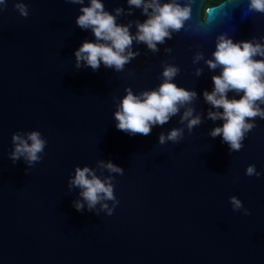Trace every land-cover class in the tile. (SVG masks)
Segmentation results:
<instances>
[{
    "label": "water",
    "instance_id": "obj_1",
    "mask_svg": "<svg viewBox=\"0 0 264 264\" xmlns=\"http://www.w3.org/2000/svg\"><path fill=\"white\" fill-rule=\"evenodd\" d=\"M205 1L192 0L185 29L157 45L158 52L133 41L140 54L116 72L102 64L96 71L76 68L74 51L94 40L75 24L81 5L22 0L29 12L22 17L18 0H6L0 11V264H264V119L256 118L243 148L230 153L220 136L209 135L223 122L207 119L212 109L202 96L220 71L205 64L216 35L227 33L234 43L259 40L264 13L247 12L248 0L207 7ZM102 2L109 12L129 7L126 0ZM131 11L117 23L132 22L135 34V22L146 17ZM196 52L204 59L194 64ZM165 63L179 67L178 87L197 93L189 106L203 122L191 134L185 128L180 142L160 145V133L184 127L179 116L143 136L118 130L113 112L125 88L155 89ZM33 130L47 141L41 161L31 168L22 158L13 163L12 134ZM99 160L123 175L98 168ZM250 164L259 177L245 175ZM77 166L114 176L112 215L99 204L75 209L80 189L70 190L68 182ZM232 196L249 215L233 211Z\"/></svg>",
    "mask_w": 264,
    "mask_h": 264
},
{
    "label": "clouds",
    "instance_id": "obj_2",
    "mask_svg": "<svg viewBox=\"0 0 264 264\" xmlns=\"http://www.w3.org/2000/svg\"><path fill=\"white\" fill-rule=\"evenodd\" d=\"M68 3L81 5L75 24L82 30H91L93 41L85 40L74 51L75 66L89 67L93 71L105 68L122 72L125 65L129 64L140 53L132 51L133 41L143 43L148 50L156 53L157 45L164 44L172 39L173 32L185 29V22L191 18L192 0H126L127 12L121 7L112 12L105 9L102 0H67ZM6 6V0H0V11ZM20 16L29 15L28 8L22 0L14 4ZM132 8L140 9L146 17L143 22L136 21V33L130 32L131 23H117V18L122 14L132 15ZM247 12L264 13V0H248ZM114 12V14H113ZM264 40L253 37L250 41L233 42L227 33H220L215 37V50L211 59L205 60L209 70L219 68V74L213 75L212 90H204V102L210 105L207 119L222 121V125L213 127L209 135L213 138L220 136L222 142L229 147V152H239L243 148V141L253 128L256 127L255 119H264ZM170 52L171 49H165ZM256 57H259L257 59ZM204 59L202 52H196L192 62L198 63ZM202 69L197 68L195 75L200 76ZM177 66L165 63L161 73L162 82L152 90H144L134 94L132 89L125 88V95L119 100L113 118L116 128L129 135L148 136L155 126H163L173 117L179 116V123L184 125L170 129L167 134L158 135V143L167 142L174 144L184 138L185 128L189 134L195 127L203 122L200 114L189 105L196 99L197 93L192 90L178 87L173 80L179 74ZM233 92L239 98H229L228 93ZM242 93V94H241ZM181 109L183 112L181 113ZM12 151L9 159L15 163L21 158L28 168L33 167L42 159V154L47 141L39 131L22 133L17 131L12 134ZM98 168L106 169L108 173L123 175L124 169L111 161L99 160ZM28 168L25 170L26 173ZM247 176H260L255 165L250 164L245 169ZM69 189H80L79 196L82 200L74 202L77 211H81L85 204L89 210L95 209L99 204L107 215H112L118 204L114 194V176L99 177L94 169L83 166L75 167L74 175L69 179ZM233 211L243 209L244 215H249L248 209L235 196L229 198ZM105 201H111L110 208Z\"/></svg>",
    "mask_w": 264,
    "mask_h": 264
},
{
    "label": "trees",
    "instance_id": "obj_3",
    "mask_svg": "<svg viewBox=\"0 0 264 264\" xmlns=\"http://www.w3.org/2000/svg\"><path fill=\"white\" fill-rule=\"evenodd\" d=\"M221 0H206L205 7L218 3Z\"/></svg>",
    "mask_w": 264,
    "mask_h": 264
}]
</instances>
